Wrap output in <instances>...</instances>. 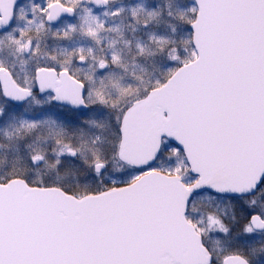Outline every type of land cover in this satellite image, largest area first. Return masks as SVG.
<instances>
[{"label":"snow or ice","instance_id":"obj_1","mask_svg":"<svg viewBox=\"0 0 264 264\" xmlns=\"http://www.w3.org/2000/svg\"><path fill=\"white\" fill-rule=\"evenodd\" d=\"M0 264H264V0H0Z\"/></svg>","mask_w":264,"mask_h":264}]
</instances>
